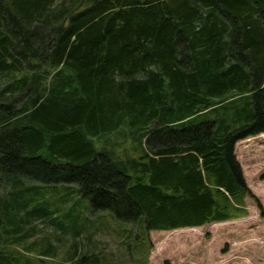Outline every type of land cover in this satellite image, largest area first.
<instances>
[{
	"label": "trees",
	"instance_id": "obj_1",
	"mask_svg": "<svg viewBox=\"0 0 264 264\" xmlns=\"http://www.w3.org/2000/svg\"><path fill=\"white\" fill-rule=\"evenodd\" d=\"M0 78V264H22L2 247L27 243L51 186L143 250L150 232L247 216L235 149L264 134V0H0ZM111 136L132 137L129 157L98 149ZM47 243L24 250L56 255Z\"/></svg>",
	"mask_w": 264,
	"mask_h": 264
},
{
	"label": "rangeland",
	"instance_id": "obj_2",
	"mask_svg": "<svg viewBox=\"0 0 264 264\" xmlns=\"http://www.w3.org/2000/svg\"><path fill=\"white\" fill-rule=\"evenodd\" d=\"M53 79L54 76L52 79L47 76L44 84ZM7 82V78L4 81L0 78V88ZM26 99L15 97L18 102ZM232 100L244 106L249 98L237 95L223 104ZM97 145L98 149L102 146L115 149L114 154L119 158L129 157L134 146L132 137L124 136H111L108 140L98 138ZM235 155L251 193L245 200L248 210L245 217L201 228L150 232L144 251L131 242L130 247L126 244V231L130 228L121 226L110 214L90 212L88 202L76 193V186H58L56 189L51 186L43 193L39 192L42 196L28 207L30 210L43 208L48 213L45 218H32L27 243L23 247L4 244L2 248L19 252L25 257L21 258L22 264L25 260H29V264H72L73 261L68 260L71 256L76 258L93 252L113 264H264V134L239 142ZM10 189L11 186L6 184L4 191ZM73 221L77 225L72 226ZM48 241L58 248L54 256H43L40 250H24L34 242L41 249L40 246Z\"/></svg>",
	"mask_w": 264,
	"mask_h": 264
}]
</instances>
